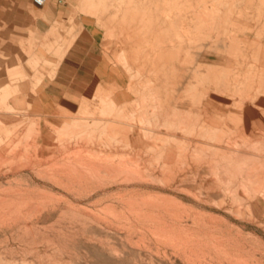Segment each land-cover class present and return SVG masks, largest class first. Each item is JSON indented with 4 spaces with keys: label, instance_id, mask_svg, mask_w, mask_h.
I'll list each match as a JSON object with an SVG mask.
<instances>
[{
    "label": "rangeland",
    "instance_id": "1",
    "mask_svg": "<svg viewBox=\"0 0 264 264\" xmlns=\"http://www.w3.org/2000/svg\"><path fill=\"white\" fill-rule=\"evenodd\" d=\"M0 264H264V0H0Z\"/></svg>",
    "mask_w": 264,
    "mask_h": 264
},
{
    "label": "built area",
    "instance_id": "2",
    "mask_svg": "<svg viewBox=\"0 0 264 264\" xmlns=\"http://www.w3.org/2000/svg\"><path fill=\"white\" fill-rule=\"evenodd\" d=\"M33 2L37 6H42L45 4V0H33Z\"/></svg>",
    "mask_w": 264,
    "mask_h": 264
}]
</instances>
